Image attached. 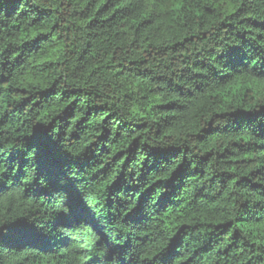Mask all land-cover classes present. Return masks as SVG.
Returning a JSON list of instances; mask_svg holds the SVG:
<instances>
[{
    "label": "trees",
    "instance_id": "1",
    "mask_svg": "<svg viewBox=\"0 0 264 264\" xmlns=\"http://www.w3.org/2000/svg\"><path fill=\"white\" fill-rule=\"evenodd\" d=\"M0 175V264H264V0H0Z\"/></svg>",
    "mask_w": 264,
    "mask_h": 264
},
{
    "label": "clouds",
    "instance_id": "2",
    "mask_svg": "<svg viewBox=\"0 0 264 264\" xmlns=\"http://www.w3.org/2000/svg\"><path fill=\"white\" fill-rule=\"evenodd\" d=\"M5 179V177L3 175H0V183L3 182V180ZM78 191H80L81 194V199L85 204V207L89 208V211H92L91 206L88 203V199L86 196V193L81 190L78 186ZM57 198L60 201L64 202V211L62 213L63 216L65 217H71L73 215V211L71 206L68 204L69 201V193L65 192V191H58L56 193ZM19 223H23L26 224L29 228L35 229L38 232H43L45 230V226H46V221H44L43 219L36 221L35 223L31 222V221H22ZM84 221L81 220L79 222H69L67 224L64 225V227L67 229V231L65 233H63L64 236L71 238L73 236V234L75 235H79V229L82 227ZM14 226H16L15 224L12 223H7L3 226H0V244H4L5 242V230L7 229L9 232L11 229L14 228ZM94 227H98V230L100 229H104L107 226L104 225L102 220H96L95 224L93 225ZM102 234V232H101ZM97 239H99V237H96Z\"/></svg>",
    "mask_w": 264,
    "mask_h": 264
}]
</instances>
